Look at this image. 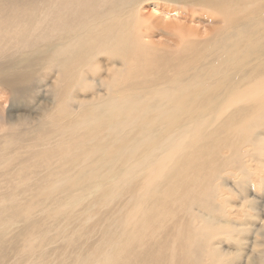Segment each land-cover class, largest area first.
<instances>
[{"label":"bare ground","instance_id":"1","mask_svg":"<svg viewBox=\"0 0 264 264\" xmlns=\"http://www.w3.org/2000/svg\"><path fill=\"white\" fill-rule=\"evenodd\" d=\"M146 1L151 0H0L1 84L16 106L34 111L35 100L40 113L27 122L37 148L0 164L10 174L6 184L15 188L8 186L0 194V223L20 224L29 212L44 211L57 199L72 196L77 203L92 190L75 211L66 247L88 232L80 222L95 207L102 211L119 198L115 211L98 217L103 237L97 252L108 249L103 264H166L168 258L172 264H200L201 237L187 231L183 209L197 199L205 205L207 190L223 185L219 170L208 175L215 162L227 169L236 165L247 177L252 173L246 160L264 165V0H241V9L234 8L235 0H166L170 4L164 15L174 19L145 18L141 11L147 9ZM156 1L152 5L158 6ZM135 4L138 17L133 19L130 9ZM158 34L180 38L171 47L173 56L153 41ZM45 55L49 64L42 62L36 69L33 60ZM101 59L109 75L103 80L105 93L82 102L68 117L61 107L64 97L72 101L75 84L94 88L81 70L99 74ZM45 72L52 75L50 83ZM43 92L52 102L39 100ZM219 113H224L222 123L210 129ZM62 118L68 121L62 123ZM185 121L199 126L191 134L192 144L176 152L174 157L181 160L176 170L165 175L154 164L155 149L167 141L163 124L171 122L175 133ZM125 123H131L129 130L117 132ZM151 132L157 138L137 148L154 145V152L141 155V168L135 172L127 167L133 157L126 148ZM224 146L232 148L230 153L214 158ZM27 165L35 166L32 175ZM84 178L91 180L80 182ZM17 195L20 202L1 199ZM135 205L144 209L142 215L133 210ZM60 228L65 231L70 225ZM36 233L26 227L19 237L26 245ZM6 238L0 235V258L7 254L2 242L10 250L19 245ZM45 244L36 241L26 252L31 257L41 254L40 264H46ZM95 261V253L81 247L66 264Z\"/></svg>","mask_w":264,"mask_h":264},{"label":"rangeland","instance_id":"2","mask_svg":"<svg viewBox=\"0 0 264 264\" xmlns=\"http://www.w3.org/2000/svg\"><path fill=\"white\" fill-rule=\"evenodd\" d=\"M153 1L154 0L146 1L144 3L147 9H145L146 11L142 10L141 14L143 15L145 13V18L152 16L153 19H156L158 15L159 17L168 16L164 15L167 12V10L165 11L164 9L167 8V4L169 5L170 2H166V0H157L156 4H158V6H155L154 4L152 5ZM261 1L263 0H260V2ZM240 2L241 0H235L232 3L234 8L241 9ZM137 10L138 4L133 5L130 9L133 19L138 17ZM147 10L152 13H147ZM248 10L249 8H246V11ZM156 11L158 12L156 13ZM126 16L127 15H125V17ZM170 19H174V17H170ZM124 20H126V18H124ZM192 24L194 25V23H191V25ZM178 39L180 40L179 37ZM178 39L173 35L166 36L158 34L154 36L153 41H155L157 45H160V47L171 50L168 51V55L173 56L174 52L171 47L179 45L180 42ZM163 53L164 52H162V54ZM33 61L36 69L40 68L42 62H45L47 65L50 62L46 55L41 58H35ZM100 62H98V64H105L103 59H101ZM89 70V68L84 67L81 72H84L89 78V82L94 84V88L90 90L84 84H79V86L75 84L73 86L72 101H69V96H67V98L65 96L63 100V105L65 106H61L67 110L65 112L68 117H73L76 114L75 109L78 110L82 102H87L93 97H96V95L103 94L106 91V86L103 83V80L105 81L109 77L108 73L106 74L105 72V70H107L106 66L103 65V70L96 75ZM45 75L46 80L50 83L52 75L49 72H45ZM42 88L46 87L42 86ZM6 89L8 88L4 87L0 80V100H3L2 96H6L4 97L5 101L3 100V104L0 105V164L9 156H16V154L22 151L26 152L29 149L37 148L36 138L35 140L32 139V134L30 132L31 125L27 124V122L33 119V117L40 115L38 103L35 100H32L35 107L34 111L28 108L18 107L8 98V90ZM130 92L131 91H126L125 93ZM125 93L122 95L125 96ZM39 100L46 103L52 102V98L44 92L39 97ZM223 116L224 113H219L208 127L210 129H215L222 123ZM67 121L68 118H62L60 120L62 123H66ZM245 123L248 124L249 120ZM163 126H165V129L162 132L167 135V141L163 146L155 149L156 159L154 164L158 170L168 175L170 172L176 170L181 161L174 157L176 152L182 150L188 144H192L191 134L194 129L199 126V123L197 121H185L184 128L180 132L175 133H171V127L173 126L171 122H167L163 124ZM123 127L124 129H121L120 125L117 127L116 131H128L131 127V123H125ZM173 128L176 129L175 127ZM149 138H157V135H154L152 132L149 135H143L135 146L126 148L128 154L133 157L127 164V167L131 166L132 170L135 172L139 171L141 168V155H148L154 152V145L140 146L137 148L139 144ZM231 149L230 146L222 147L214 158L218 157L220 154H223V156L229 154ZM247 159H250V156L247 157ZM260 159L262 160L264 157L261 158L260 156ZM245 163V166L247 165L246 167H248L252 173L249 177L245 176V172L240 173L241 168L236 165L230 166L227 169L224 163L215 162L208 175L212 174L215 176L217 170H219L221 172L220 177L222 178L223 185L220 187L219 184L215 183L216 185L213 187L216 188H209L207 190L205 205L203 204V199H197L186 206L182 211V221L187 226V231H197L200 234L202 243L200 264H261V262L264 261V165L259 162L254 165V161L248 162L247 160ZM111 164L114 167L117 166L118 160H114ZM33 168H35L34 165H32L31 169H29L28 165L26 166V169L30 170V173ZM151 170V166L146 167V172H151ZM0 172L6 174L0 176V194L7 191L8 186H12V188L15 189L13 187L14 185L6 184L8 183V175L10 179V174L5 172V166H0ZM85 180L91 179L84 178L80 182H84ZM239 180L243 181L242 185H238ZM211 181L212 179L207 176V183ZM28 183L34 184L35 181L31 180L28 181ZM57 188H59V186H57ZM91 191L92 190H89L87 194L85 193L82 197H79L78 200L80 202L74 203L71 199L75 196H72L68 201L57 199L48 205L44 211L29 212L27 214L28 218L21 219L22 222L20 224H17L15 221H2L0 223V235L7 237L6 240L10 242L17 240L19 245L17 249L10 250L4 247L5 241L2 242L1 249L6 250L7 254L5 258H0V264H40L42 258L41 254L31 257L26 252H30L31 247L34 246L33 244H35L36 241L37 244L46 243L42 246V250L45 251L46 255V261H42L46 264H66L72 257L78 255V248L81 247L88 249V252L95 253L96 261L94 264H103L108 255V249L104 247L101 252H97L103 237V230L98 226V217L101 214H106L108 209L115 211L114 209L119 198H115L112 201L113 204L108 205L110 207L106 205L103 206L102 211L96 210L95 207L90 215L80 222V227L88 228V232H84L80 237L73 238L70 247L65 246L66 240L72 235L71 227L74 225L72 221L78 216L75 211L93 194ZM1 199L5 200L7 203L10 200L20 202L21 195L12 196L10 198L1 197ZM251 199L254 201L253 203H250V201H252ZM127 200L128 199L125 201ZM123 202L124 201L121 199L120 203L122 204ZM133 210L138 211L140 215L144 212V209L139 205H135ZM109 223L110 222H108L107 226H109ZM61 224L70 225V229L64 231L63 228H60ZM26 227H30L31 232H35L36 230L37 233L34 236L32 235V238L25 245L19 236ZM179 233L180 232H178V235ZM172 263L173 259L168 258L166 264Z\"/></svg>","mask_w":264,"mask_h":264}]
</instances>
